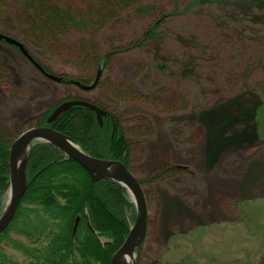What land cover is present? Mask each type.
Here are the masks:
<instances>
[{"label":"rangeland","instance_id":"obj_1","mask_svg":"<svg viewBox=\"0 0 264 264\" xmlns=\"http://www.w3.org/2000/svg\"><path fill=\"white\" fill-rule=\"evenodd\" d=\"M231 1L237 0H212V8L205 5L181 14L186 2L179 7V15L165 22L161 28L164 42L159 49L149 46L144 50L118 54L110 61L109 69L102 73L103 87L98 92L117 105L125 137L130 144V172L136 179L149 180L142 185L147 225L142 250L134 255L135 264H259L264 257V180L245 184L247 190L256 186L260 191L258 194L256 191L249 193L251 197L242 203V212L238 214L233 202L226 206L225 212L205 213L198 223L200 227L196 226L198 219H193L185 221L178 229L174 227L177 224L174 221L170 232L165 225L166 231L163 225L159 230V205L166 207L170 202L176 205L175 197L170 196L172 194L184 198L194 194L187 189L182 191V184L183 179L194 181L201 176L194 168L205 163L200 115L210 111L220 98L243 93L244 88L256 97L254 101L248 97L244 100L252 106L258 100L260 106L255 115L257 137L252 131L240 130L245 125L239 122L230 128V133L219 135L218 147L233 149L249 144L240 147H250L242 153L246 157L264 155V142L258 145L259 141H264V13L257 12L255 18H258L259 31L249 36L238 23L243 14L230 4ZM151 2L155 6L162 4L167 11L174 9L173 1ZM154 14L151 12L149 16L141 17L131 11L118 19L115 25L106 22L100 44L90 47V51L82 52L80 48L75 51L74 46H79V43L68 38V42L58 46L57 50L29 52L52 75L83 79V85L88 86L96 68L84 56L89 52L93 56L102 49L101 52L110 51L112 46L104 49L110 39L113 40L112 45L120 46L139 38L151 19H159ZM14 37L21 42L19 36ZM191 42L199 44L196 49L204 48L207 55L197 75L185 77L176 70V61L183 58ZM155 63L163 64L165 72L156 71ZM117 91L124 96V103L117 99ZM94 94L96 91L86 93L75 87L46 82L13 46L0 41V137L5 138L9 146L21 133L35 127L52 105H55L51 109L54 112L66 100L91 102ZM235 131L239 132L237 138L232 136ZM185 166H189L187 170ZM166 167L172 168L169 174L163 172ZM263 170L261 165L255 172L261 174ZM229 171L221 168L223 181L228 179ZM194 191L197 195L198 192ZM209 197H204V203L211 204L213 198ZM125 199L135 212L132 198L126 190ZM217 199L231 201L227 196H218ZM5 204L6 194L1 201L0 214ZM31 208L23 206V209ZM201 208L199 205L198 209ZM130 212L131 209L127 216ZM167 231L170 236L165 240L163 237ZM7 241L22 243L28 249H38L45 243L42 240L29 242L12 230L7 233L6 242H0V264L30 263L29 258L13 249Z\"/></svg>","mask_w":264,"mask_h":264},{"label":"trees","instance_id":"obj_2","mask_svg":"<svg viewBox=\"0 0 264 264\" xmlns=\"http://www.w3.org/2000/svg\"><path fill=\"white\" fill-rule=\"evenodd\" d=\"M169 1L174 2L173 11H167L162 4L155 6L156 4L151 0H0V31L8 36H19L27 52L29 50H57L58 46L68 42V38L77 40L76 43H79V46H74L75 51L79 48L82 52L90 51V47L95 48L100 44V35L105 32L106 22L110 21L114 24L124 14L131 11L141 17L149 16L151 12L158 15L159 19H151V23L139 38L131 39L128 44H120V46L112 45L113 40L110 39L104 47L107 49L112 46L110 51L101 52L102 49L93 56H90V52L84 56L90 59V63H94L96 72L98 69L101 70L96 86L86 92L96 91L91 103L106 112L101 126L97 123L95 113L84 107H72L60 114L52 125L47 126L57 129L74 140L87 155L96 159L120 161L130 171V144L125 137V129L121 116L118 114L117 105L98 92L103 87L102 73L109 69L110 61L118 54L132 50H144L149 46L159 49L160 44L164 42L161 28L165 22L179 15V7L186 2L188 3L181 14H188L194 8L205 5L209 6L207 8H212V0ZM230 4L236 6L237 11L243 14L240 16L241 21L238 22L243 32L251 36L252 32L259 31L257 29L259 27L258 18L255 16L257 12L264 13V0H237L231 1ZM198 45L191 42L183 58L176 61V70L182 72L185 77H195L201 65L205 63L207 51L203 50L204 48L196 49ZM29 55L44 71L51 73L30 52ZM154 65L156 71L165 72L166 67L163 64L155 63ZM32 67L39 73L34 66ZM41 77L48 83H54L43 75ZM68 79L82 84L85 82L79 78L68 77ZM55 84L79 89L70 83L55 82ZM242 91L244 92L235 93L231 97L220 98V101L210 111H205L200 115L201 126H199L202 127L203 141H205V163L195 168L193 166V168L197 169L201 176L196 180L193 179L194 181L183 179L182 191L190 190L194 192L193 196L184 198V196L172 194L170 196L175 197L176 205L172 202L166 207L159 205V230L164 222L172 225L174 221H177L174 227L178 229L185 221L193 219H198L196 226L200 227L201 224L198 223L201 222L205 213L225 212L226 206L233 202L238 214L242 212L240 210L242 203L251 197L249 193L253 191L259 193V187L251 186L247 190L245 184L247 182L254 184L256 181L264 180V170L261 174L255 172L259 166H264V155L246 157L242 153L247 152L250 147H240L249 144H242L233 149L218 147L219 135L230 133L228 132L230 128L238 125L239 122L245 125L240 130L252 131L257 137L255 115L260 102L256 100L254 106L249 105L244 99L248 97V100L254 101L256 97L250 95V90L243 88ZM117 99L120 103L125 102L124 96L118 91ZM54 106L52 105L43 113L36 126H46V120L53 113L51 109ZM230 109H235L236 112H228ZM238 131L232 133L233 138L239 137ZM263 142L259 141L258 145ZM8 151L7 140L0 137V207L8 189ZM224 163H234V167L229 168ZM188 167L185 166V169L187 170ZM221 168L230 170L227 173L230 186L239 184L238 194L229 197L231 201L217 199L218 196H224L222 188L224 174ZM171 169L166 167L163 172L169 174ZM26 175L27 189L12 220V223H15L18 219H22L24 224L12 229L18 235H25L29 238L37 230L38 240L45 243L38 249H28L24 244H18L15 241H7V244L13 245L11 246L13 249L29 258V264H109L111 256L123 243L134 220V212L125 199L124 188L109 180H99L92 184L82 167L66 159L53 146L43 143L32 146L27 158ZM209 177L212 180L217 179V182L209 183ZM137 180L141 186L149 182V180ZM216 184L218 186L213 187ZM194 190L198 192L197 195ZM209 196L213 198L209 200L211 204L204 203L206 202L204 197L207 199ZM173 198L170 199L173 200ZM24 205L32 206V208L23 209ZM199 205H202L201 209H198ZM129 209L131 212L127 216ZM77 216H79L77 229L72 236V228ZM86 218L93 230L97 232V236L102 239L101 242L94 233L87 229ZM169 232H163L165 240L170 236ZM7 233L4 231L0 234V242H6ZM142 245L143 243L138 253L141 252ZM41 260L44 263H40ZM259 264H264V257Z\"/></svg>","mask_w":264,"mask_h":264},{"label":"water","instance_id":"obj_3","mask_svg":"<svg viewBox=\"0 0 264 264\" xmlns=\"http://www.w3.org/2000/svg\"><path fill=\"white\" fill-rule=\"evenodd\" d=\"M0 41L16 47L45 78L61 82L62 79L45 72L36 62L33 61L23 44L18 40L0 33ZM100 73L98 72L91 85H83L77 81H70L73 85L83 91L93 89L97 83ZM88 108L95 113L97 123L101 126L102 117L105 111L85 100H71L61 103L49 117V122H53L60 114L72 107ZM47 143L58 149L66 158L74 161L82 167L88 174L91 183L99 180H109L120 184L125 188L132 198L135 209L134 222L121 246L110 258V264H125L124 257H130L132 264H135L134 255L142 244L147 223V206L141 185L130 171L117 160L95 159L83 153L78 145L59 131H55L48 126L33 127L21 133L9 147L7 166L9 177V188L5 207L0 214V234L8 227L13 220L22 197L27 188L26 162L30 149L35 143ZM77 219L75 221L76 227Z\"/></svg>","mask_w":264,"mask_h":264},{"label":"bare ground","instance_id":"obj_4","mask_svg":"<svg viewBox=\"0 0 264 264\" xmlns=\"http://www.w3.org/2000/svg\"><path fill=\"white\" fill-rule=\"evenodd\" d=\"M100 73L101 74V70L100 69H98L97 70V72H96V75H97V73ZM51 74V73H50ZM96 75H95V77H96ZM57 77H59V78H61L62 79V81L61 82H56V83H62V82H65V83H70V81H76V80H70V79H68V78H64V77H60V76H57ZM95 77H94V79H95ZM99 78H100V75H99ZM98 78V79H99ZM47 79V78H46ZM94 79H93V81H94ZM98 81V80H97ZM78 82V81H77ZM70 84H72V83H70ZM97 84V83H96ZM96 86V85H95ZM92 90V89H91ZM90 91V90H89ZM85 92H87V91H85ZM78 100V99H77ZM81 100V99H80ZM67 101H71V100H66V101H64V102H67ZM63 103V102H62ZM91 103V102H90ZM93 104V103H92ZM94 105V104H93ZM96 106V105H95ZM76 107H78V106H76ZM57 108V107H56ZM55 108V109H56ZM71 109V108H70ZM68 111V110H67ZM66 112V111H65ZM64 113V112H63ZM52 123L53 122H49V118H47V120H46V125H52ZM49 128H51V129H53V130H55V131H58L57 129H55V128H53V127H50V126H48ZM43 144H47V143H44V142H42ZM39 144V143H38ZM227 165V164H226ZM183 169H184V167H182ZM91 182V181H90ZM92 184H94V183H92ZM119 186H121L120 184H118ZM8 188H9V177H8ZM123 188V187H122ZM125 189V188H124ZM126 190V189H125ZM7 191H8V189H7ZM7 191L5 192V194L7 193ZM127 191V190H126ZM76 219H77V223H76V227H75V222H74V225H73V228H72V236L74 235V233H75V231H76V229H77V224H78V220H79V216H77L76 217ZM76 219H75V221H76ZM16 224H19V226H23V224H24V222H23V220L22 219H18L15 223H12V221H11V223L8 225V227L4 230V231H6V232H10V231H12L13 229H15V227H17V226H15ZM85 224H86V227H87V229L90 231V232H92V233H94L96 236H97V232H95L94 230H93V228L91 227V225H90V223H89V221H88V219L86 218L85 219ZM29 225V224H28ZM165 226H167L168 227V231H169V229H170V224L168 225V223H165L164 224ZM163 225V226H164ZM14 226V227H13ZM165 226H164V228H165ZM13 228V229H12ZM3 231V232H4ZM165 231H166V228H165ZM167 231V232H168ZM2 232V233H3ZM26 240H28L29 242H37L38 241V238H39V234H38V231L36 230V232H33V234H32V237L31 238H29V237H26L25 235H22ZM97 238L99 239V241L101 242V238L99 237V236H97ZM112 257V256H111ZM123 262L125 263V264H132L131 262H132V259L130 258V257H124L123 258ZM40 263H44V261H40Z\"/></svg>","mask_w":264,"mask_h":264},{"label":"crops","instance_id":"obj_5","mask_svg":"<svg viewBox=\"0 0 264 264\" xmlns=\"http://www.w3.org/2000/svg\"><path fill=\"white\" fill-rule=\"evenodd\" d=\"M227 167L229 168H233L234 167V163H230V164H227L226 165ZM248 165L246 166L245 170L247 169ZM228 179H225L223 181V194L224 196H227V197H230V196H235L238 194V185L239 184H236V185H233V186H230L229 182L227 181ZM209 183H215L217 182V179L216 180H212L210 177H209Z\"/></svg>","mask_w":264,"mask_h":264}]
</instances>
